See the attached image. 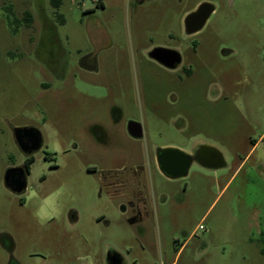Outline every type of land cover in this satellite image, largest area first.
<instances>
[{
  "label": "rangeland",
  "instance_id": "rangeland-1",
  "mask_svg": "<svg viewBox=\"0 0 264 264\" xmlns=\"http://www.w3.org/2000/svg\"><path fill=\"white\" fill-rule=\"evenodd\" d=\"M58 2L0 0V264H264V0ZM16 128L41 147L24 154ZM202 146L223 165L158 170L159 149ZM30 158L16 194L4 175Z\"/></svg>",
  "mask_w": 264,
  "mask_h": 264
},
{
  "label": "water",
  "instance_id": "water-1",
  "mask_svg": "<svg viewBox=\"0 0 264 264\" xmlns=\"http://www.w3.org/2000/svg\"><path fill=\"white\" fill-rule=\"evenodd\" d=\"M213 7L209 3L200 4L194 11L189 13L184 19V30L186 34H193L199 31L209 15L212 13ZM150 56L162 64L164 67L172 69L179 62V54L176 51L154 48ZM127 133L132 138H140L142 136V129L139 123L129 122L127 124ZM35 131L37 137H35V145L31 147V150H38L40 147L39 132L32 128H16L14 129V138L18 147L26 152L25 142L23 141L25 134ZM197 161L205 167H221L223 165V159L221 154L214 148L208 146H202L196 151V156L189 155L179 149L175 148H162L157 151L156 162L159 171L167 178L172 179L176 177L185 176L187 174L189 165ZM15 169H8L4 175V183L6 186L12 188L15 192H20L25 189V178L23 170L21 174L14 178L13 171ZM108 264H119L121 262L117 255H109L107 257Z\"/></svg>",
  "mask_w": 264,
  "mask_h": 264
},
{
  "label": "flooded vegetation",
  "instance_id": "flooded-vegetation-1",
  "mask_svg": "<svg viewBox=\"0 0 264 264\" xmlns=\"http://www.w3.org/2000/svg\"><path fill=\"white\" fill-rule=\"evenodd\" d=\"M152 50H153V49H152ZM152 50H151V51H152ZM151 51L149 52V56H150ZM150 58H151L153 61L159 63L158 61H156L155 59H153L151 56H150ZM179 58H180V56H179ZM179 63H180V62H179ZM179 63H178V64H179ZM159 64H160V63H159ZM178 64H177V65H178ZM160 65H162V64H160ZM177 65H176L174 68H176ZM162 66H163V65H162ZM163 67H164V66H163ZM164 68H166V67H164ZM174 68H172V69H174ZM167 69H169V68H167ZM172 69H171V70H172ZM38 136H40V147H41V144H42L41 135L39 134ZM35 137H37V133H36L35 131H31V132L25 134L23 141L25 142L26 152H23V151L20 149L24 154H31V153H33L34 151H36V150H31V147H33V145H35V141H34V140H35ZM141 137H142V136H141ZM141 137H140V138H141ZM40 147H39V148H40ZM39 148H38V149H39ZM189 155L196 156V152H195V153L192 152V153L189 154ZM30 159H31V158H30ZM30 159H28L27 162H28ZM155 160H156V158H155ZM27 162H26V164H27ZM26 164H25V168L22 169V170H23V174H24V172H25V170H26ZM156 164H157V162H156ZM201 165H202V164H201ZM157 167H158V165H157ZM13 169H15V170L13 171V174L15 175L14 178H16V177H18V176L21 174V171L19 170L20 168H13ZM158 170H159V168H158ZM110 173H111V172H110ZM110 173L107 174L106 181H104V190H105L107 193H112V192H110V191L108 190L109 188H111V187L113 186V183H111L110 181H108V180L111 179V177H108ZM117 173H118V172H116V174H117ZM119 173L121 174L122 172H119ZM125 173H127V172L125 171L123 174H125ZM128 173H130V174L133 176V179L136 181V185L138 186L137 189H136L135 194L132 196L133 199H129L128 204H129L131 210L134 212V214L140 218V216H142V215H144V214L146 213V212H145L146 199H145L144 192H143V190H144V186L142 185L141 180L137 177V175H136L135 172H128ZM160 173H161V172H160ZM161 174H162V173H161ZM162 175H163V174H162ZM163 176H164V175H163ZM181 177H184V176H181ZM166 178H167V177H166ZM168 179H169V178H168ZM6 187H7L10 191H12V192H14V193H16V194H21V193L25 190V189H23V190H21L20 192H15V191L12 190V188H10V187H8V186H6ZM106 188H107V189H106ZM120 260H121V259H120ZM119 264H124V263H123V261L121 260V262H120Z\"/></svg>",
  "mask_w": 264,
  "mask_h": 264
},
{
  "label": "trees",
  "instance_id": "trees-1",
  "mask_svg": "<svg viewBox=\"0 0 264 264\" xmlns=\"http://www.w3.org/2000/svg\"><path fill=\"white\" fill-rule=\"evenodd\" d=\"M54 8H58L59 2L58 0H50ZM24 19L26 20V23H29V15L28 13L24 14ZM59 21L62 22V18H59ZM32 159H30L26 164V171L29 169V164L31 163ZM262 254H264V248L261 249Z\"/></svg>",
  "mask_w": 264,
  "mask_h": 264
},
{
  "label": "built area",
  "instance_id": "built-area-1",
  "mask_svg": "<svg viewBox=\"0 0 264 264\" xmlns=\"http://www.w3.org/2000/svg\"><path fill=\"white\" fill-rule=\"evenodd\" d=\"M96 3L99 1V0H94ZM197 229H201V226L199 225L198 227H197Z\"/></svg>",
  "mask_w": 264,
  "mask_h": 264
}]
</instances>
